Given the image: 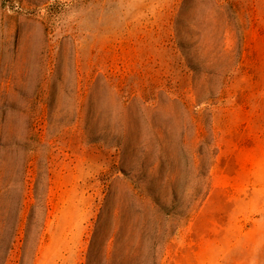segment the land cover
<instances>
[{
	"label": "rangeland",
	"instance_id": "rangeland-1",
	"mask_svg": "<svg viewBox=\"0 0 264 264\" xmlns=\"http://www.w3.org/2000/svg\"><path fill=\"white\" fill-rule=\"evenodd\" d=\"M0 264H264V0H0Z\"/></svg>",
	"mask_w": 264,
	"mask_h": 264
}]
</instances>
